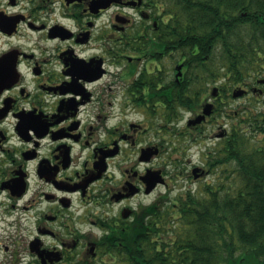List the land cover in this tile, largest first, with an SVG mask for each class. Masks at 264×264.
<instances>
[{"label": "flooded vegetation", "instance_id": "flooded-vegetation-1", "mask_svg": "<svg viewBox=\"0 0 264 264\" xmlns=\"http://www.w3.org/2000/svg\"><path fill=\"white\" fill-rule=\"evenodd\" d=\"M138 1L0 0V264H126L125 234L151 233L163 201L217 172L206 126L219 140L230 134L217 116L238 114L235 86L214 53L179 48L159 30L168 17ZM123 9L139 13L141 31ZM184 117L173 129L206 151L169 173L154 161ZM246 226L235 255L264 264V223Z\"/></svg>", "mask_w": 264, "mask_h": 264}, {"label": "trees", "instance_id": "trees-1", "mask_svg": "<svg viewBox=\"0 0 264 264\" xmlns=\"http://www.w3.org/2000/svg\"><path fill=\"white\" fill-rule=\"evenodd\" d=\"M145 2L168 17L159 30L170 32L179 48L200 47L202 56L218 55L220 78L233 86L264 78V0ZM220 144L214 165L234 164L233 190L226 169L216 190L206 186L202 195L188 192L163 201L151 233L138 226L125 234L130 243L121 253L127 263L261 264L246 262L242 253L236 256L240 247L234 238L241 243L246 225L264 223V108L244 111Z\"/></svg>", "mask_w": 264, "mask_h": 264}, {"label": "rangeland", "instance_id": "rangeland-1", "mask_svg": "<svg viewBox=\"0 0 264 264\" xmlns=\"http://www.w3.org/2000/svg\"><path fill=\"white\" fill-rule=\"evenodd\" d=\"M123 10L126 13H128L130 15V17L133 18V23L137 24L134 29L131 28L129 30H137L138 31V29L141 28V24L139 22L143 21L141 19V16L139 15V13L133 11L132 9H123ZM115 11H116L115 9L107 11L106 14L104 15L103 19H102L107 24V32L108 33L111 32L110 24H109V23H111L112 18H113V14H111V13H113ZM214 54L216 56H218L215 52H214ZM235 86H238V85H235ZM225 88H226V84H225ZM229 102L231 104V107H233L235 111L238 110L237 111L238 114H230V115L219 114L217 116V118H218L217 121H220L218 123V125L222 126L224 128H227V127L232 128L233 124L236 123V121L239 120L240 117H243L244 111H247L250 108L257 109V110L263 109L264 108V92H262L260 95L256 94V93H250L249 95H244L240 98L239 97L232 98ZM187 113L188 112L184 113L185 116L188 115ZM138 119L139 120H145L142 117L141 118L139 117ZM154 122H155V125H154L155 128L152 131V135L150 137L153 136V132H154L155 141H158L163 136L160 134H157V130H158L159 126H156L157 125L156 123L162 122V120L161 119H155ZM185 122H186V117L181 118L178 121H176L177 124H175V123L173 124V122L171 123V128L165 135L166 139L169 140V142L166 141V146L169 145L170 148L168 151H165L164 153H162V155L159 156V158H156L154 161L155 166L166 167V169L168 170L169 173H173V172L177 171V169L179 168L177 166H180V165L186 166L189 163V162L187 163L189 158L191 159V161L193 163L195 162L197 164H200V162L202 160L201 154L204 151H206L205 150L206 147H202L200 149V146L198 145V144H200L199 141H192L193 140V138H191L192 136L188 137V138L182 137L181 135H179L173 131L174 130L173 127L179 129V128L184 126ZM222 127L219 128V130L222 129ZM206 131H207L206 134H208L204 138L206 140V145H207V147H212V149H214V152L216 153V148L219 147V145H221L220 143L223 141V139L219 140L218 138L215 137V134H213L214 131L216 132V124L211 126V127L206 126ZM185 144L189 145V147H187L186 150H185V146H184ZM177 145L180 147L177 149H174L173 147L177 146ZM178 158H180V161H178L175 164L173 160L178 159ZM184 162H185V164H183ZM143 167H144V164L140 163L138 166V169L143 168ZM215 169L217 171L216 173H213L211 175L206 176L205 179H202V180H199L197 182L192 183V186H191L192 190L190 192L192 194H195V195H202L204 193V189L206 186H211V187H214L216 189V185H218V183L220 182V179L222 178V176H224L223 174H224V171L226 169H228V171L230 172V174H229L230 175V184L229 185H231L230 189L233 190V186L236 183V180H238L237 176H236L234 164L232 163L229 165H216ZM180 179L183 180V177L178 178V181ZM182 180H180V182H179L180 184L181 183L183 184ZM161 191H164V187L157 189L155 194H154V197ZM185 194H188L187 188H183L182 190L181 189L176 190L173 193V195H171L168 199H166V201H167V203H170V201L177 198V196H179V195L181 196V195H185ZM151 199H153V196L148 197V198L145 197L143 200L145 202H150ZM161 205H163V203L160 204V207H161ZM236 242H237V245H239L238 244L239 241L236 240ZM122 264H123V262H122ZM126 264H129V263H126Z\"/></svg>", "mask_w": 264, "mask_h": 264}, {"label": "water", "instance_id": "water-1", "mask_svg": "<svg viewBox=\"0 0 264 264\" xmlns=\"http://www.w3.org/2000/svg\"><path fill=\"white\" fill-rule=\"evenodd\" d=\"M245 92H246V90H244L243 88H236L235 91H234V96H235V97L240 96V95L244 94ZM210 106H211V105H208V106L205 108V112H204V114L201 115L200 117H198L197 119L193 120L192 122H194V124H195V122H199V121H201L202 118L205 117V114L211 112V111L208 109ZM210 109H211V108H210ZM197 170H198V168H195L194 171H197ZM160 173H161L160 170L152 171V173H151V175H150V178H151L152 180H154L156 183H157V181H162V178H161L162 176L160 175ZM156 183H155V184H156Z\"/></svg>", "mask_w": 264, "mask_h": 264}]
</instances>
